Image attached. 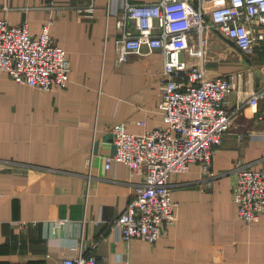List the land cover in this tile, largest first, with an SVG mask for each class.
Returning a JSON list of instances; mask_svg holds the SVG:
<instances>
[{"label": "crops", "instance_id": "1", "mask_svg": "<svg viewBox=\"0 0 264 264\" xmlns=\"http://www.w3.org/2000/svg\"><path fill=\"white\" fill-rule=\"evenodd\" d=\"M91 1L92 15L77 12ZM108 7V0H0V20L26 23L31 36L49 23L71 70L66 88L50 91L0 73V264H63L79 253L104 264H264V216L245 223L231 197L235 164L259 165L264 153V96L256 112L246 104L263 81L264 42L246 57L210 34L207 75L237 88L226 98L233 118L215 149L213 176L203 178L198 165L174 176V223L155 244L125 241L112 221L141 177L123 163L105 169L104 157L114 150L113 125L125 122L133 134L161 126L163 55L118 63L117 19ZM192 36L182 56L188 66L200 59Z\"/></svg>", "mask_w": 264, "mask_h": 264}, {"label": "built area", "instance_id": "2", "mask_svg": "<svg viewBox=\"0 0 264 264\" xmlns=\"http://www.w3.org/2000/svg\"><path fill=\"white\" fill-rule=\"evenodd\" d=\"M158 0L135 3L108 0V13L116 17L117 62L129 55L142 56L155 50L163 55L159 73V127L133 134L125 122L112 127L114 150L104 157V168L125 164L141 177L127 207L112 221L125 241L137 238L155 244L174 223L177 205L172 199L171 179L198 165L203 178L213 176L215 149L232 124L227 95L236 83L220 76L210 78L204 66L210 34L220 33L245 56H254L264 42V0ZM91 1L77 12L90 16ZM197 33L198 64L188 66L182 58ZM261 87L250 91L246 104L257 111L264 96V63ZM19 84L50 91L66 88L70 66L68 54L49 34L44 24L37 37L26 23L13 25L0 20V73ZM264 122V118H260ZM144 125V123H140ZM264 142V135H263ZM231 197L237 216L247 224L264 216V153L259 165L236 163ZM62 223V222H61ZM22 224V223H20ZM63 264H104L94 256L79 253Z\"/></svg>", "mask_w": 264, "mask_h": 264}, {"label": "rangeland", "instance_id": "3", "mask_svg": "<svg viewBox=\"0 0 264 264\" xmlns=\"http://www.w3.org/2000/svg\"><path fill=\"white\" fill-rule=\"evenodd\" d=\"M242 55H243V54H242ZM246 57H249V56L246 55Z\"/></svg>", "mask_w": 264, "mask_h": 264}]
</instances>
